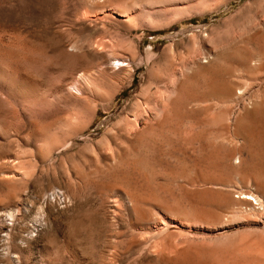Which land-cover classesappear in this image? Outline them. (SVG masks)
<instances>
[{
	"label": "rangeland",
	"instance_id": "1",
	"mask_svg": "<svg viewBox=\"0 0 264 264\" xmlns=\"http://www.w3.org/2000/svg\"><path fill=\"white\" fill-rule=\"evenodd\" d=\"M256 36H264V0H0V264H161L162 256V264H181L202 250L232 243L245 252L262 251L264 219L249 217L218 228L171 217L159 206L163 197L169 201L172 188L175 198L180 191L186 197L176 200L185 201L187 208L179 202V209L188 213L186 203L193 196L215 188L196 176L204 142L164 146L163 154H156L155 171L163 167L171 174L169 167L177 165L172 172L186 175L174 181L181 188L155 177L151 194L161 197L144 210H133L125 194L137 193L136 183L121 184L114 170L113 177H102L112 171L114 157L130 147L139 114L137 95L147 88L151 107L173 75L185 73L187 66L194 69L193 88L198 82L199 90L190 106L201 102L203 108L210 100L207 114L227 119L229 107L231 118L237 117L234 135L221 130V136H210L215 149L225 148L223 142L238 148L243 141L264 167V41ZM208 79L219 88L231 84L235 101H226L219 90L215 98L204 93ZM238 90L246 93L240 97ZM233 181L228 188L235 194L240 187L251 188L248 181L239 187ZM187 184L197 186L189 190ZM177 249L181 255L172 254ZM215 259L213 264L246 263L231 255Z\"/></svg>",
	"mask_w": 264,
	"mask_h": 264
},
{
	"label": "bare ground",
	"instance_id": "2",
	"mask_svg": "<svg viewBox=\"0 0 264 264\" xmlns=\"http://www.w3.org/2000/svg\"><path fill=\"white\" fill-rule=\"evenodd\" d=\"M256 37H254V38H256ZM256 39L260 42H263L264 36H259ZM254 41H255V39H254ZM261 47H262V44H261ZM193 62H195V61H193ZM192 65H194V64H192ZM187 67H186V69H187ZM191 68L192 67L190 66V67H188L187 70L185 69V73H183V72H176L175 74L173 73L174 78H173V80H171V84H169V86L166 88V92L158 94V96H156V100L155 101L153 100L154 105H152L151 107H150L151 104L149 102V99H150L149 97L151 95L150 96L148 95L149 91L147 90V88L144 90L142 89L143 91H141V93L139 95H137L138 101H135V102H137L136 104H137L138 108H137V106H136V108L139 110V114H137L138 117L136 116L137 117L136 121H135L136 128L133 127L136 129V130H134L135 132H133L134 135L132 136L131 139H128L129 144H130L128 146H130V147H128L127 149H124V151L121 155L114 157L115 159L113 160L114 166H113L112 171L110 170L109 172H105V173L103 172L102 177L105 176L106 174L108 176L111 175V177H113V175L116 174L113 172V170H114V171L118 172V175L121 178V182H120L121 184L129 182V181H131L134 184L136 183L138 185L137 188L135 187L137 193L136 192L132 193V192L126 190L125 194H126L127 199H129L128 201L131 203L133 210L137 211L138 208H140L142 210L143 208H141V207H143L145 205H151L152 201H157V199L159 201V198L161 197L160 196L159 198H157V197H154L153 194H151L155 190L154 186H153L154 183L152 182V181H154L155 177L163 178V180L165 179V180H167V182L172 183V182L176 181L178 178V175L181 176V173H182V171L179 170L180 167L178 169L179 171L178 170L177 171L178 172L181 171V173H179L178 175L174 174L175 172L174 173L172 172L174 170L173 167H175L177 165H173V167L171 166L173 169L172 168L170 169V167H169L171 174L166 173L165 169L163 167H162V169H164V170H162L160 168V170L158 169V171H155L154 168H156V167L154 165L153 160H154V157L156 156V154H159V155L163 154L164 146L169 147L171 149L172 147H174V146L176 147L177 145H179L177 147L180 148V144L183 142L187 143V145H188V143L194 144V142H195V144L198 143L199 146H201V145L203 146V144H199V143L204 142L205 145H204V147H202L203 151L201 149L198 150L199 151V166L197 168L198 163H196V167L194 166L195 167L194 170L197 168L195 171L197 172L196 176H197V179L199 180V182L200 181L205 182L206 185L211 184L215 188H212V189L207 188L205 190H202L199 192L200 193L199 196H197V197L193 196L192 200L189 199L190 201H188L187 202L188 204L186 203V205H188V208L190 209V211L188 210V213H185L187 210L186 209L183 213V211L182 210L180 211V209H179V202L182 200H180L178 202L176 200V198L182 197L181 199L185 200L186 197L183 198V196H182L183 193H181V196L179 195L181 192L180 190L173 189V190L180 191L179 194L177 193L178 195H176V198H175V195H173V193H172L173 191L171 192L172 188H171V190L169 189V187L173 184V183L172 184L170 183L171 185L168 187V190H170V192L167 190L169 194L167 196L164 194L167 197V198L166 197L165 198L169 199V201L168 200L165 201V199L163 197L164 200L163 199L160 200L161 202L159 203L160 204L159 206L163 207L167 211V214L171 217L176 216V215H182L188 219L193 218V219H195V221H197V220L202 221L205 223V225L207 223L208 224H214V225L221 224L220 226L225 227V226H230V224H233L235 222H246V219H250L249 217H254V219H255V217H257L262 222L264 219L262 217L264 215V181L261 180V177L264 176V167L262 165L263 163L261 164L259 162L260 158L258 159V157L256 156L257 155L256 153H255V155L252 153L253 149L252 150L250 149L252 152L245 149L248 147L247 146L248 144L245 145L246 147H244V145L241 144L243 141L241 143H238V145L239 144L241 145V146H238V148H236V146H235V148H233V146L231 145L232 144V142H231L230 148H232V149H229L228 148L229 143L227 144V143L223 142L226 140H223L222 142L224 144H222V147L224 146L225 148H221L220 150H218L217 148H218V146H220V145H218V146H216L217 148L215 149V146L210 142V136L216 135V133H218L221 130L228 131L229 133L234 135L235 132L237 131L236 128H238V120H237V117H235V116L233 118H231L233 113L230 112L231 110L228 111L229 107H225V109L227 110L226 111L227 119H224L222 116V118L225 121L223 119L221 120V116H220V118H218L217 117L218 114H214V115H210V113L207 114V111H206L207 105L205 107V104L209 103L210 100L208 102L206 101V103L204 102L205 104H202V105H204V106H202L203 108H201V106H200L201 102L198 103L200 108H197L198 104H197L196 108H192L190 106V103L193 101H197L198 96H199L197 93L199 90L197 92L195 91L196 90L195 87H197L198 82L196 83V86L193 88V79L195 78V75L193 73L194 69L192 68L193 69L192 70ZM197 68L199 69V67H197ZM220 70L221 69H219V71ZM228 71H229V68H228ZM201 73H203V72H201ZM224 74L223 75L221 74V76L223 77ZM228 74H229V72H228ZM217 75L220 76V74H217ZM226 75H227V73H226ZM261 75H264V74H261ZM212 76H213V74L211 75V78H213ZM171 77H172V75L170 76V78ZM254 77H257V76H254ZM254 77H252V78H254ZM170 78L167 77V79H170ZM208 78L210 79V77H208ZM205 79H206V77H205ZM221 79L226 80V78H224V79L221 78ZM212 80L213 79L209 80L210 83H208L206 81L210 85H207L205 87L204 93H207L208 95L209 94L214 95V94H217L216 91L218 92V90H219V92L222 93V95L226 99V101H229L232 99H233V101H235L234 100L235 97L232 94L231 84L228 85V87H225V84H224V87L219 88L216 83L214 84V82H213L211 84ZM222 80H221V84L223 82ZM263 80L264 79H262L261 81H263ZM203 81H205V80H203ZM250 81L248 84H250L252 81L254 82L255 80L253 79L251 82ZM194 84H195V82H194ZM262 84H263V82H262ZM229 86H231V87H229ZM245 86H246V84H245ZM260 86H261V84H260ZM201 87H199V88L201 89ZM203 87H204V85H203ZM233 87H234L233 89L236 90L235 89L236 86H233ZM246 87H248V85ZM263 87H264V85H263ZM242 88L243 87H241L240 89H242ZM243 89H245L247 91V88H243ZM243 91H241V92L245 94L246 92L245 91L243 92ZM238 92H239L238 94H241L240 97H242V93H240L239 90H238ZM200 94H202V93H200ZM213 95L211 97H213ZM238 96L236 97V99L239 101L240 99H238ZM217 97H218V95H217ZM205 98L207 99L208 97H205ZM213 98H215V97H213ZM246 99H249V98H246ZM254 99H256V98H254ZM201 100L205 101V99H203V98ZM241 100H243V99L241 98ZM250 100H251V98H250ZM263 100H264V98H263ZM211 101H214V99ZM248 102H249V100H248ZM250 102H251L250 104H252V100ZM254 102H256V101H254ZM222 104H224V103H221V105ZM233 104H235V103L233 102L232 105ZM244 104H245V102H244ZM261 104H262V102H261ZM215 105H217L218 108L220 107L217 103ZM208 106L210 107L209 104H208ZM242 106H240V107H242ZM204 107L206 109H204ZM240 107H239V109H240ZM218 108H217V110H218ZM250 108H251V106H250ZM232 109H233V106H232ZM242 109L244 110V107H242ZM235 110H236V108L233 111H235ZM247 110H249V109H247ZM218 112H220V111H218ZM244 112L241 113V115H243ZM211 113H213V112H211ZM235 113H236V111H235ZM238 114H240V113H238ZM244 116H243V118H244ZM245 117H247V116H245ZM250 118L252 119V116ZM226 120H227V122H226ZM248 120H247V122H248ZM249 121L252 122V120H249ZM241 123H243V122H241ZM245 123H246V121H245ZM256 123H257V121H256ZM256 123H254V127H255ZM186 125L189 126V129H188L189 133L187 132L188 133L187 135L184 133L186 136H183V130L188 131V130H186L187 129ZM126 128H128V127H125V129ZM133 128L131 126V129L130 128L129 129L132 131ZM250 128H251V126H250ZM127 130H124V131H127ZM255 131H256V129H255ZM221 133L219 132L220 136L222 135ZM124 134H126V132ZM128 134H130V132ZM232 135H230V136H232ZM213 136H212V140L215 137V136L214 137ZM220 136H219V138H221ZM230 136H229V138H231ZM246 136H248V135L246 134ZM252 137H253V135H252ZM227 138H228V136L226 135V138H224V139H227ZM239 139H242V138H239ZM230 141H232V140H230ZM230 141H226V142H230ZM236 141H234V143L237 144ZM195 144H194V146H195ZM216 144H217V142H216ZM220 144H221V142H220ZM225 144H227L226 145L227 147L225 146ZM236 144H233V145H236ZM187 145H186V147H187ZM184 147H185V144H184ZM169 148H168V150H169ZM181 148L183 149V147H181ZM182 149L180 151H182ZM196 149H197V147H196ZM170 153L171 154H169V155H173V153L171 151H170ZM45 154H47V153H44V152L41 153V155H43V156ZM258 154H259V151H258ZM261 154H263V153H261ZM195 155L193 156V158L195 157ZM176 156H178V155L176 154ZM196 156L198 157V154ZM189 157H192V155ZM171 158L173 159V157H170V159ZM195 160H197V159H194V161ZM261 160H262V157H261ZM190 161H192L194 164L193 159ZM176 163L177 162L175 160L174 164H176ZM179 164H180V162L178 163V165ZM167 165L170 166L169 163H167ZM159 166H161V165L159 164ZM159 166H157V167H159ZM196 172H195V174H196ZM182 174L184 175L185 173L183 172ZM183 175H182V177H184L186 174L184 176ZM108 178H110V177H108ZM232 179H234V181L237 180V182H235V183H237V185L243 184V183L248 181V183L251 184V188L247 189L248 192H246V191H244L246 188H244V190H243L240 187L241 189L239 188V193L237 192L236 193L237 196H236V194L233 192L235 189L231 188L232 189V191H231V189L228 188L230 185L229 183L231 182ZM185 180H186V178H184V181ZM198 180H197V182H198ZM186 182H188V181H186ZM174 183H176L175 185L180 186V183L179 184H177V182H174ZM194 183H196V181ZM190 184L189 185L187 184L186 187L188 188V186H190ZM183 185H185V184H183ZM134 186H136V185H134ZM195 186H197V185H195ZM195 186H192V187H195ZM231 186L234 187L233 185H230V187ZM243 186H244V184H243ZM181 187L182 186H180V188ZM192 187L190 186L189 188H192ZM235 187H236V185H235ZM238 187H239V185H238ZM156 188H158V187H156ZM159 189H161V188H159ZM184 189H185V187H184ZM249 190H250V192H249ZM138 191H141V193L142 192H145V193H142V195H141V194H138ZM157 191H159V190H157ZM192 191L190 193H192ZM193 192H195V191H193ZM186 194H188V191ZM192 195H193V193H192ZM177 196H180V197H177ZM184 196H186V195L184 194ZM189 198H191V197H189ZM183 202L185 204V201H183ZM181 204H180V207H181ZM185 208H187V206L186 207L184 206V209ZM145 212H146V209H145ZM141 216H143L142 213H141ZM150 216H148V217H150ZM144 217H146V214ZM175 218H177V217H175ZM179 219H180V217H179ZM181 219H182V217H181ZM252 220H253V218H252ZM255 220H254V222H255ZM195 221H191V222L194 223ZM197 223L198 222H196V224ZM204 223H201V224H204ZM164 224L166 225L167 223H164ZM168 224L166 226H168ZM237 224H239V223H237ZM209 226H211V225H209ZM216 227H218V226L216 225ZM259 228H260V226H259ZM181 234H183V233H181ZM235 236H237V235H235ZM258 237H259V235H258ZM166 239H168V238H166ZM263 239H264V237H263ZM163 242H164V240H163ZM161 244H163V243H161ZM161 244H159V246ZM242 244H244V243H242ZM155 246H158V245L155 244ZM161 246H160V248H161ZM248 246L249 245H247V247ZM252 246H253V244H252ZM252 246H250V247L254 248ZM153 247H154V245H153ZM162 247H164V245ZM261 247H262L261 248L262 251L260 250V252L258 251V253H252L251 250H250L251 252H245L243 250V248L238 247L235 243H232L228 246L219 248L215 251H213V250H202L198 253V250H197L198 254L195 253L194 255H192V257H188V258L186 257V259L181 264H213L217 260V259H215L216 255H219L220 258L225 257V256L228 257V255H231L234 258L245 260L246 263H247L246 260H249V261H253V263H255V264H264V262H262V261H264V245H261ZM161 249H163V248H161ZM161 249H158V250H160V252H161ZM164 250H165V248H164ZM177 250H178L177 253L174 252L172 254H176V255L180 254L181 255L182 252L180 251L181 253H179V249H177ZM156 253L158 254L159 252H156ZM160 254L164 255L163 252H161ZM191 254H192V252H191ZM184 255H185V253H184ZM160 256H159V258L157 257V259H160ZM162 257L164 259V256H162ZM165 258H166V256H165ZM168 258H171V257L169 256ZM176 258H177V256H176ZM183 258H185V257H183ZM163 259H162V262L164 261ZM173 259L171 258V261ZM231 259H233V258H231ZM169 261H170V259H169ZM228 261L230 263V259ZM162 262H161V264H162ZM174 262H175V260H174ZM172 263H173V261H172ZM225 263H227V262H225Z\"/></svg>",
	"mask_w": 264,
	"mask_h": 264
}]
</instances>
